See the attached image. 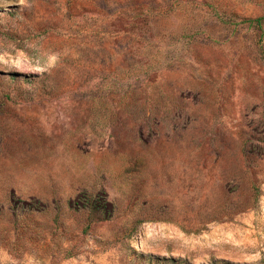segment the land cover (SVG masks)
Masks as SVG:
<instances>
[{"label":"rangeland","instance_id":"374dc122","mask_svg":"<svg viewBox=\"0 0 264 264\" xmlns=\"http://www.w3.org/2000/svg\"><path fill=\"white\" fill-rule=\"evenodd\" d=\"M223 263L264 264V0H0V264Z\"/></svg>","mask_w":264,"mask_h":264},{"label":"trees","instance_id":"16d2710c","mask_svg":"<svg viewBox=\"0 0 264 264\" xmlns=\"http://www.w3.org/2000/svg\"><path fill=\"white\" fill-rule=\"evenodd\" d=\"M262 20L263 19H257V20H254L253 22L257 23L259 26L262 24ZM223 264H227V263H223Z\"/></svg>","mask_w":264,"mask_h":264}]
</instances>
